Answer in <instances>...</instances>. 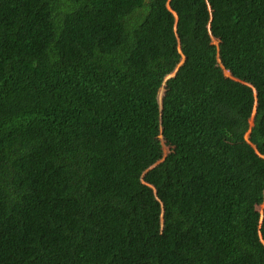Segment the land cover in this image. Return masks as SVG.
<instances>
[{
    "label": "trees",
    "instance_id": "obj_1",
    "mask_svg": "<svg viewBox=\"0 0 264 264\" xmlns=\"http://www.w3.org/2000/svg\"><path fill=\"white\" fill-rule=\"evenodd\" d=\"M263 204L264 0H0V264H264Z\"/></svg>",
    "mask_w": 264,
    "mask_h": 264
},
{
    "label": "rangeland",
    "instance_id": "obj_2",
    "mask_svg": "<svg viewBox=\"0 0 264 264\" xmlns=\"http://www.w3.org/2000/svg\"><path fill=\"white\" fill-rule=\"evenodd\" d=\"M213 43H214L215 45H219V42H218L216 39H213ZM184 60H185V59L183 58L182 63L184 62ZM182 63H181V64H182ZM225 72H227V71H225ZM226 75H227V74H226ZM227 76H229V75H227ZM162 92H163V89H162V91H161L160 100H161V98H162ZM250 123L253 125V122H252V121H251ZM160 139H161V141H162V143H163L164 158H166V156L170 153L171 149L169 148L168 145L165 144V142H164L162 136L160 137ZM259 210H260L261 212L264 210V204H263L261 207H259Z\"/></svg>",
    "mask_w": 264,
    "mask_h": 264
},
{
    "label": "water",
    "instance_id": "obj_3",
    "mask_svg": "<svg viewBox=\"0 0 264 264\" xmlns=\"http://www.w3.org/2000/svg\"><path fill=\"white\" fill-rule=\"evenodd\" d=\"M183 63H184V62H183ZM183 63H182V64H183ZM182 64H181V65H182ZM181 65H179V66H181ZM174 75H175V74H172L170 77H173ZM160 103H161V108H162V98H161V100H160ZM250 125H251V127H252V124H251V123H250Z\"/></svg>",
    "mask_w": 264,
    "mask_h": 264
}]
</instances>
